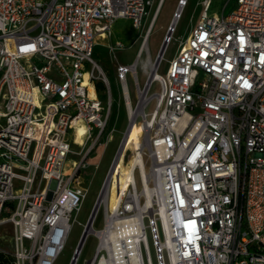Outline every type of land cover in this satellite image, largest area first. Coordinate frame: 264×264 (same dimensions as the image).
<instances>
[{"label": "built area", "instance_id": "built-area-1", "mask_svg": "<svg viewBox=\"0 0 264 264\" xmlns=\"http://www.w3.org/2000/svg\"><path fill=\"white\" fill-rule=\"evenodd\" d=\"M187 1L179 0L174 17ZM231 1L212 14L214 0H201L200 18L165 74V54L158 55L143 87L140 57L118 66L125 101L128 72L135 80L144 127L134 154L145 164L147 156L159 194L148 213L137 196V172L144 181L137 169L116 206L100 197L104 226L92 221L87 232L98 238L87 264H167L165 254L168 264H264V0H234L226 14ZM153 3L0 0V225L15 228V250L0 251L9 264H54L64 250L87 195L81 171L111 114L110 81L94 57L97 37L118 19L141 29ZM99 78L108 101L98 94ZM87 237L69 264L78 263Z\"/></svg>", "mask_w": 264, "mask_h": 264}, {"label": "rangeland", "instance_id": "rangeland-1", "mask_svg": "<svg viewBox=\"0 0 264 264\" xmlns=\"http://www.w3.org/2000/svg\"><path fill=\"white\" fill-rule=\"evenodd\" d=\"M225 1L226 0H214L210 13H221ZM178 2L179 0H154L148 21L141 27V29L138 30L134 28L132 23L128 20L120 19L115 23L112 29V34H109L107 38L103 35L99 39L103 45L98 44L95 47V60L106 73L110 81L112 96L111 114L107 126L103 131L101 141L89 152L87 157V167L81 171L84 185L87 188V195L79 213L73 214L71 233L64 250L58 255L54 264H69L73 251L80 242L85 224L88 223L96 201L101 195L104 201V198L105 196L107 197V192L110 189L109 204L110 206H113L120 193L128 174L129 166L134 159V132L135 126H139L141 123L140 114H142V108L134 77L128 72L127 81L129 84L130 96L133 105L138 109V112L135 113L136 115L134 114L135 116L133 115V117L128 113L125 97L118 77V66L129 65L139 57L136 54L139 53L142 44L145 42V36L147 34V28L151 16L154 14L158 6L157 16L155 17L150 37L148 41H146L145 49L137 64L140 84L142 87L145 85L149 78L152 63L156 61L168 34L170 25L175 19L174 13L178 7ZM200 2L201 0H188L176 30L173 31V38L166 46L167 49L164 55V60L159 69L161 74H165L169 60L177 53L182 42L186 40L192 31L193 26L200 18L202 12ZM233 7L234 0H232L226 7L225 13L228 14ZM98 75L100 76L99 71ZM99 81L103 80L99 78ZM152 89L157 91L159 89L158 84H154ZM105 91V100L108 101L109 96ZM154 106L155 103H152L149 111H151ZM78 141H82V136H78ZM87 148L88 145H86L84 149L86 150ZM74 149L78 153L82 152V147L78 144H74ZM73 158L78 159L79 156L73 155ZM145 160L147 161V168L149 165L147 156L145 157ZM136 179L140 189L141 184L138 172L136 173ZM109 180V184L104 188L102 193L103 187ZM19 186V182H16V189H18ZM142 203H145L144 198H142ZM99 208L100 209L97 211L98 213L94 221L95 229H101L104 226V208L102 205H100ZM147 223H149L148 220ZM160 237H162L161 231ZM148 238L152 254L155 258V244L151 229H148ZM14 240L15 228L13 223L7 222L0 225V248L8 252H13L15 250ZM97 244L98 238L93 234L89 235L84 243L82 254L77 264H87V261L94 256ZM165 262L167 264L169 263L166 254Z\"/></svg>", "mask_w": 264, "mask_h": 264}, {"label": "bare ground", "instance_id": "bare-ground-1", "mask_svg": "<svg viewBox=\"0 0 264 264\" xmlns=\"http://www.w3.org/2000/svg\"><path fill=\"white\" fill-rule=\"evenodd\" d=\"M188 2V1H187ZM180 11V10H179ZM179 20H180V18H178V17H175V19L172 21V28H171V30H170V37H169V39L168 40H166V42H165V45L167 46V44H168V41H171L172 40V34H173V31H175L176 30V27H177V25H178V22H179ZM154 22H155V19H154ZM153 25H154V23H153ZM153 25H152V27H153ZM151 31H152V29H151ZM151 31H150V33H151ZM150 33L147 35V38H146V41H148V39H149V37H150ZM103 36V34H100V35H98V37H97V40L99 41V39L101 38ZM146 43L147 42H145V44L143 45V47L142 48H140V50H139V53L137 54V56H139V57H141L142 56V51L145 49V45H146ZM166 46H165V51H166ZM165 51H164V53H163V55L165 54ZM163 55H162V57H163ZM139 57H137V58H139ZM152 80H150V82L148 83V85L150 84V85H154L155 84V81L153 80V77L151 78ZM148 85H147V87H146V89L143 91V93H141L142 95V97H144V94L146 93V90H147V88H148ZM126 108H127V110H128V113L130 114V116L131 117H133V115L135 114V113H137L138 112V109L136 110L135 109V106L132 104V100H131V97H127L126 98ZM136 115V114H135ZM134 115V116H135ZM147 121V120H146ZM146 121L144 122L145 124H146ZM83 128L84 129V131H85V127H83V126H80V128ZM143 127H144V124H143V122L138 126V125H136L135 126V132H134V139H133V146H135L136 147V145H137V142H138V138H137V135L139 134V132L140 131H142L143 130ZM140 130V131H139ZM137 169H140V171H141V173H142V178H143V182H142V184H141V187H140V189L138 188L137 189V196H138V198H144L145 199V203H144V205L148 208V213H151L152 212V205H153V195H154V193H155V191H156V193H158L159 194V188H158V186H157V184H156V186H153V184L151 183V174L148 172V170H147V168H146V164L144 163V161L142 160V158H141V154H138V155H136V154H134V159H133V161H132V163L130 164V166H129V170H128V174H127V176H126V179H125V182H124V184H123V186H122V188H121V190H124V189H126L127 188V184H128V180L130 179V178H132V177H134V175H133V171L135 172ZM110 180H111V178H110ZM110 180L108 181V183H106V185H105V187L104 188H106V186L109 184V182H110ZM135 182H136V184H137V179H136V177H135ZM154 188H156V190L154 189ZM120 190V191H121ZM109 191H110V189H109ZM109 191L107 192V197L105 196V198H104V201H103V199H102V195H101V202H104L103 204H104V206H106V204H108L109 203ZM118 198V197H117ZM117 205V199H116V201H115V203H114V205L113 206H116ZM112 206V207H113ZM100 209V208H99ZM99 209H98V211H99ZM81 210V209H80ZM98 213V212H97ZM97 215V214H96ZM95 219H96V216L94 217V220L93 221H95ZM94 223V222H93ZM93 223H92V225H91V227H93Z\"/></svg>", "mask_w": 264, "mask_h": 264}, {"label": "water", "instance_id": "water-1", "mask_svg": "<svg viewBox=\"0 0 264 264\" xmlns=\"http://www.w3.org/2000/svg\"><path fill=\"white\" fill-rule=\"evenodd\" d=\"M171 28H172V23H171V25H170V28H169L168 34H167V36H166V38H165V41H164V43H163V45H162V47H161V49H160L159 56L162 55L163 52H164V50H165V46H166V45H165V42H166V40L170 37V30H171ZM99 203H100V199H98V200L96 201V204H95V206H94V209H93V211H92V214L90 215L89 221H88V223H87V225H86V227H85V229H84V232H83V234H82L81 241H80V244H81V245H82V243L84 242L85 238L87 237V232H88V230L90 229L91 224H92V221H93V219H94V217H95V215H96V213H97V211H98Z\"/></svg>", "mask_w": 264, "mask_h": 264}, {"label": "trees", "instance_id": "trees-1", "mask_svg": "<svg viewBox=\"0 0 264 264\" xmlns=\"http://www.w3.org/2000/svg\"><path fill=\"white\" fill-rule=\"evenodd\" d=\"M96 87H97V91H98V94H99L100 98L103 101H105V98H106V95L104 94V91L106 89L105 83L103 81H99L98 80L96 82ZM83 133H84V129L81 127L79 129L78 136L79 137L82 136ZM9 262H10V258L6 254H4L3 252L0 251V264H9Z\"/></svg>", "mask_w": 264, "mask_h": 264}, {"label": "crops", "instance_id": "crops-1", "mask_svg": "<svg viewBox=\"0 0 264 264\" xmlns=\"http://www.w3.org/2000/svg\"><path fill=\"white\" fill-rule=\"evenodd\" d=\"M118 20H120V19H118ZM118 20H117V21H118ZM125 20H128V21H130V22L132 23V21H131L130 19H125ZM117 21H116V22H117ZM147 21H148V19H147ZM147 21H146V22H147ZM116 22H115V23H116ZM115 23H114V25H115ZM114 25L112 26V29H113ZM132 26H133V24H132ZM133 27H134V26H133ZM110 34H112V31H111ZM104 36H105L106 38L108 37V35H104ZM98 44H102V45H103L102 42H100V41L97 40V45H98ZM137 53H138V52H137ZM136 55H137V54H136ZM135 61H136V60H135ZM135 61H134V62H135ZM132 63H133V62H132ZM120 86H121V85H120Z\"/></svg>", "mask_w": 264, "mask_h": 264}]
</instances>
